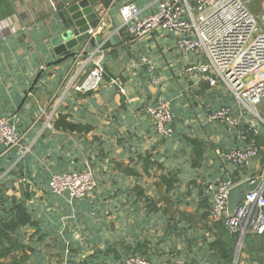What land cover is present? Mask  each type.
Returning <instances> with one entry per match:
<instances>
[{
  "label": "crops",
  "instance_id": "0c3cea01",
  "mask_svg": "<svg viewBox=\"0 0 264 264\" xmlns=\"http://www.w3.org/2000/svg\"><path fill=\"white\" fill-rule=\"evenodd\" d=\"M74 1L0 0V117L26 149L0 145V229L20 246L3 264H125L132 252L152 264H222L231 250L232 264H264V235L240 244L210 217L216 186L238 168L226 151L250 142L209 116L227 107L240 128L264 123L225 84L186 72L198 59L177 48L174 31L131 36L120 8L133 3L145 17L160 0H89L100 25L64 49L66 40H53L74 28ZM81 51L101 58L95 91L69 87ZM159 96L171 104V137L146 112ZM252 164L263 183L264 163ZM71 171L92 172L88 196L50 189L54 173Z\"/></svg>",
  "mask_w": 264,
  "mask_h": 264
},
{
  "label": "built area",
  "instance_id": "2783aa9c",
  "mask_svg": "<svg viewBox=\"0 0 264 264\" xmlns=\"http://www.w3.org/2000/svg\"><path fill=\"white\" fill-rule=\"evenodd\" d=\"M253 1L160 0L157 10L145 17L140 16L141 8L133 3L122 6L120 14L135 38L160 29L177 33V48L198 59L186 68V72L210 86L220 82L225 84L240 104L249 107L259 117L256 109L264 101V0H261L259 12L251 5ZM96 54L84 51L75 54L78 68L69 77V87L81 92L95 91L100 87L105 70ZM154 82L157 83L155 79ZM146 112L158 134L163 137L173 135L174 115L166 98L159 96ZM209 117L242 126L227 107ZM250 125L257 133L256 123ZM241 138L246 140L247 136ZM0 145L26 152L23 136L9 117H0ZM258 154V148L250 142L245 148L226 151L225 157L237 165H248ZM95 185L89 171L54 173L49 183L54 193H66L70 198L88 196ZM234 185L231 180H224L216 186L210 217L214 221L223 220L225 227L238 236L241 244L248 235H264V185L248 192L235 211L229 213L228 193ZM126 264L151 263L132 254Z\"/></svg>",
  "mask_w": 264,
  "mask_h": 264
},
{
  "label": "water",
  "instance_id": "95a60500",
  "mask_svg": "<svg viewBox=\"0 0 264 264\" xmlns=\"http://www.w3.org/2000/svg\"><path fill=\"white\" fill-rule=\"evenodd\" d=\"M68 12L74 21V28L67 31L63 37H57L53 40L54 44H59L62 39L66 40L64 49H71L79 43L90 40L93 36V30L100 25L101 19L90 6L89 0H75L69 7ZM104 79L101 80V83ZM264 185L258 178L250 177L234 185L228 193V211L233 213L238 205L243 202L248 192L255 191Z\"/></svg>",
  "mask_w": 264,
  "mask_h": 264
},
{
  "label": "trees",
  "instance_id": "16d2710c",
  "mask_svg": "<svg viewBox=\"0 0 264 264\" xmlns=\"http://www.w3.org/2000/svg\"><path fill=\"white\" fill-rule=\"evenodd\" d=\"M231 115H233L232 112H231ZM234 117H236V116H234ZM236 118H238V117H236ZM239 121H240V119H239ZM224 123L227 125L228 131L230 133H233L237 138H240V136H242V135H246L247 136V139H246L247 142L248 141L249 142H253L256 145V147L258 148V150H259L258 156L255 157V158H253V159H251V161H250V163L248 165H237L238 166L237 171L229 179L234 184H237L240 181V177H239L240 176L239 175L240 173L241 174L242 173L245 174V176H248L249 178L250 177H254L256 175V173L254 172V170L252 168L253 167L252 166L253 165L252 162H253L254 159H260V160H262V163H264V154L261 151L262 150V146L264 145V126H261V125H259L258 123L255 122L256 123L257 133L254 134L253 131L250 130L251 129L250 128V124L244 125L243 126L244 128H240V127H236V126L230 125L226 121H224ZM240 123H241V121H240ZM173 125H174V123H173ZM174 133H175V125H174ZM239 146L233 147L232 149H234V148H240ZM218 221H221L224 224V221L223 220H218ZM224 226H225V224H224ZM8 227H10V226H8ZM10 228L11 229H14L12 227H10ZM8 230H9V228L0 229V264H3V262L1 261L2 258L6 257V256H9L10 254L14 253V251L17 248L20 249V246L18 244H12L9 240H7V237L6 236L8 234ZM22 248H23V246H21V249ZM132 254L140 255L137 252H132V253H130L128 255V257L130 255H132ZM140 256L143 257L142 255H140ZM127 258L125 259V264H126ZM143 258H145V257H143ZM16 259L17 258L15 257V261H14L13 264H21L19 262V259L18 260H16ZM145 259H147V258H145ZM224 260L225 261L222 262V264H232L233 263V251L232 250L229 251L227 254H225Z\"/></svg>",
  "mask_w": 264,
  "mask_h": 264
},
{
  "label": "rangeland",
  "instance_id": "374dc122",
  "mask_svg": "<svg viewBox=\"0 0 264 264\" xmlns=\"http://www.w3.org/2000/svg\"><path fill=\"white\" fill-rule=\"evenodd\" d=\"M251 5L253 6V8H254V10L256 12H259L260 5H261V0H255V1H253ZM256 111H257V113L259 115L258 121L261 122V123H264V102L257 107ZM263 183H264V181H263Z\"/></svg>",
  "mask_w": 264,
  "mask_h": 264
}]
</instances>
